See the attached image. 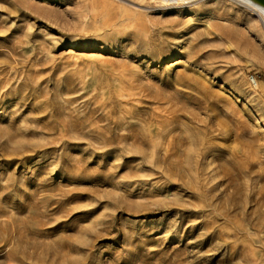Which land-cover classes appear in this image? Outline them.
Masks as SVG:
<instances>
[{"label":"rangeland","instance_id":"obj_1","mask_svg":"<svg viewBox=\"0 0 264 264\" xmlns=\"http://www.w3.org/2000/svg\"><path fill=\"white\" fill-rule=\"evenodd\" d=\"M170 7L0 0V264H264V42Z\"/></svg>","mask_w":264,"mask_h":264},{"label":"bare ground","instance_id":"obj_2","mask_svg":"<svg viewBox=\"0 0 264 264\" xmlns=\"http://www.w3.org/2000/svg\"><path fill=\"white\" fill-rule=\"evenodd\" d=\"M153 1L160 3L162 7L168 8L170 6H175L179 8H184L185 6H191V5H194L204 0H153ZM212 2L216 4H221L222 6H226L228 8V9L226 8L227 10L234 11L235 14L233 16L235 20L239 19V15L237 14V11H236V6L237 7L239 6L241 9L245 10L247 13L252 14L253 16L252 17L249 16L247 19L249 20L251 19V21L253 22L255 21V24H253V27L255 28V31L259 34L258 36L264 42V33L261 31L262 27H260L261 25L263 26V29H264V0H212ZM169 9H172V8L170 7ZM257 55L258 54H255L254 58L257 57L256 60L264 63V54L259 55V56ZM259 84L260 83L256 81L253 89H258L259 90L258 94H261L264 92V86H261V84L259 86Z\"/></svg>","mask_w":264,"mask_h":264},{"label":"built area","instance_id":"obj_3","mask_svg":"<svg viewBox=\"0 0 264 264\" xmlns=\"http://www.w3.org/2000/svg\"><path fill=\"white\" fill-rule=\"evenodd\" d=\"M249 83H250L251 87L254 88V84L256 83V78L254 76H250Z\"/></svg>","mask_w":264,"mask_h":264}]
</instances>
